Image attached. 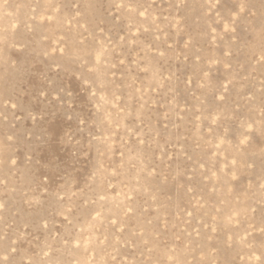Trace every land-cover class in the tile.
Wrapping results in <instances>:
<instances>
[{
    "label": "rangeland",
    "instance_id": "374dc122",
    "mask_svg": "<svg viewBox=\"0 0 264 264\" xmlns=\"http://www.w3.org/2000/svg\"><path fill=\"white\" fill-rule=\"evenodd\" d=\"M0 264H264V0H0Z\"/></svg>",
    "mask_w": 264,
    "mask_h": 264
}]
</instances>
